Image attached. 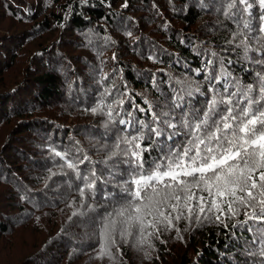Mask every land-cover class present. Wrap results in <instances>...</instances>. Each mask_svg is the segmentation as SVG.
Wrapping results in <instances>:
<instances>
[{
  "label": "trees",
  "instance_id": "16d2710c",
  "mask_svg": "<svg viewBox=\"0 0 264 264\" xmlns=\"http://www.w3.org/2000/svg\"><path fill=\"white\" fill-rule=\"evenodd\" d=\"M123 4L0 0V264H110L95 258L97 221L110 210L104 192L119 194V188L111 179L98 182L97 201H89L96 207L79 208L78 182L71 170L57 166L62 162L50 149L73 155L80 149L93 161L103 160L119 125L106 128V117L86 109L96 106L105 86L116 95L117 89L127 91L142 107L144 98L160 106L161 93L171 94L169 77L193 88L203 83L198 51L227 47L232 25L211 7L212 0H203L207 8L199 0ZM244 65L246 71L239 63L231 70L249 82L257 66ZM101 69L109 80L100 82ZM203 100L197 94L194 103L202 106ZM96 167L107 175L103 164ZM178 227L183 239L164 233L165 243L153 240L155 251L148 258L124 245L123 264H241L246 259L247 233L229 236L210 222L189 227L182 221Z\"/></svg>",
  "mask_w": 264,
  "mask_h": 264
},
{
  "label": "snow or ice",
  "instance_id": "6c2138e0",
  "mask_svg": "<svg viewBox=\"0 0 264 264\" xmlns=\"http://www.w3.org/2000/svg\"><path fill=\"white\" fill-rule=\"evenodd\" d=\"M128 6L124 0L123 7ZM211 7L232 27L227 47L196 53L204 61L202 84L193 88L169 77L171 94L161 93L160 106L144 98V107L127 91L117 89L116 95L105 86L96 106L86 111L106 117V128L119 125L106 157L93 161L80 149L75 155L50 149L62 162L57 166L71 170L78 182L79 208L96 207L89 201H97L98 182L111 179L119 188V194L105 191L102 196L110 210L97 221L98 260L123 264L124 245L148 258L155 251L153 240L165 243L164 233L183 239L178 227L183 221L189 227L215 223L229 236L247 233L241 264H264V0H212ZM112 59L118 57L113 54ZM244 62L257 66L249 82L231 70L239 63L246 71ZM98 75L100 82L109 80L102 69ZM197 94L204 97L202 106L194 103ZM123 97L130 109L124 108ZM97 164L105 166L107 175Z\"/></svg>",
  "mask_w": 264,
  "mask_h": 264
},
{
  "label": "bare ground",
  "instance_id": "6f19581e",
  "mask_svg": "<svg viewBox=\"0 0 264 264\" xmlns=\"http://www.w3.org/2000/svg\"><path fill=\"white\" fill-rule=\"evenodd\" d=\"M210 32V31H209ZM217 33V32H216Z\"/></svg>",
  "mask_w": 264,
  "mask_h": 264
}]
</instances>
